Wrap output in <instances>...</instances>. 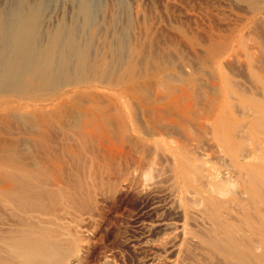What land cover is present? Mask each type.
<instances>
[{
	"label": "rangeland",
	"instance_id": "374dc122",
	"mask_svg": "<svg viewBox=\"0 0 264 264\" xmlns=\"http://www.w3.org/2000/svg\"><path fill=\"white\" fill-rule=\"evenodd\" d=\"M51 1L21 62L7 61L18 74L0 76V172L12 176L0 185L49 193L24 194L52 213L63 264H250L229 262L220 241L264 254V198L244 187L264 169L230 170L195 125L230 105V149L249 163L264 156V0H98L85 16ZM169 143L245 200L221 208L223 227L181 199ZM13 200L11 211L0 202V229L20 215Z\"/></svg>",
	"mask_w": 264,
	"mask_h": 264
},
{
	"label": "bare ground",
	"instance_id": "6f19581e",
	"mask_svg": "<svg viewBox=\"0 0 264 264\" xmlns=\"http://www.w3.org/2000/svg\"><path fill=\"white\" fill-rule=\"evenodd\" d=\"M45 1L47 0H41L40 2L39 0H0V76L18 71L17 69H14L15 71L8 70L6 67L7 61H13L14 64H19L21 62V55L32 44L33 35H31V30L33 27L38 26V14L41 12L44 5H46L47 9V3ZM53 2H56V0L49 2V6L52 7ZM70 4L84 16L100 7L98 0H70ZM229 109L232 111L230 105L224 106L220 109L219 114H217L215 118L211 120L195 121V125L202 130L208 129L210 141L215 146L217 152L223 157L228 156V168L230 170H237L240 175L243 171L250 174L253 169H264V156L255 155L253 163H249L245 159L238 160L235 150L230 149L233 135L232 128L230 127L232 126L230 125V119L232 120L234 115L230 113ZM182 111L183 114H186L187 109L184 108ZM260 113L261 115L264 114V110H261ZM181 124L186 132L189 133V126L185 123ZM178 143H169L168 145V150L174 157L173 166L170 165V167L171 172H173L172 178L174 177L173 184L175 185L176 183L177 192L180 194L181 199H185L190 207L195 206L200 208L205 205L206 209L212 213L213 220L218 223V227H223V217L220 212L221 208L233 202L243 207V202L245 200L241 197L235 199L232 196H228L230 191L227 187L232 185V182L229 181V179H218L214 172L207 167L208 163L206 160L202 161L198 156L191 155L187 149V152H185L183 148L185 145H178ZM262 153L264 154V152ZM205 156L208 157V155ZM202 166H205L203 171L205 173L206 184L199 187V185H194L193 183L201 178ZM2 174H4V176H2L0 172L4 180L6 174L3 172ZM19 174L23 175L24 173L20 171ZM8 176L10 175L6 177ZM11 177L12 176L8 177V179ZM244 187L247 188L245 192L248 198L254 197L256 200L264 198V177H262L260 185L256 180H253L251 183L249 181L248 184H244ZM15 191L16 189L13 190L11 180H6L4 184L0 185V202L1 200H3L2 203L5 202L2 204V207L4 204L7 206L8 202L10 203L8 199H14L20 202L19 205L16 203V205H18V208H16L20 215L15 217L14 215H17L16 212H9L14 214L10 215H12V217L14 216L16 220L13 219L14 221H12L10 219L12 221L10 227L2 226L0 229V264H63L66 255L62 252L60 242L56 239L58 236L55 230L50 227L49 219L52 217V213L39 212L40 210H38V208L35 209L36 207L31 203L33 198H29L30 196H35V193L39 191L31 192L28 190L30 192V195H28L29 197H25L24 193L28 192L26 188L25 192L19 190L18 192ZM43 191V193H39H48L45 192V190ZM33 192H35V195L33 194L32 196L31 193ZM20 193H23V195H20ZM47 195L44 196L47 197ZM20 196H22V199ZM37 198L39 197L37 196ZM37 198L35 197V199ZM13 201L10 205H12ZM28 203L31 205H28ZM36 204H38V202H36L35 205ZM7 207L5 208L8 209L6 211H11L12 209L9 210V208H13L14 206ZM255 215L259 222L260 230L264 233V215L261 214L259 210H256ZM2 225L4 224L2 223ZM216 246L222 249L224 254L228 257V261L231 263L234 261L233 259H237L240 261L249 260L251 261L250 264H264V254H257L253 249L252 243L249 241H243L239 245H230L227 247L224 241H220L216 243Z\"/></svg>",
	"mask_w": 264,
	"mask_h": 264
}]
</instances>
